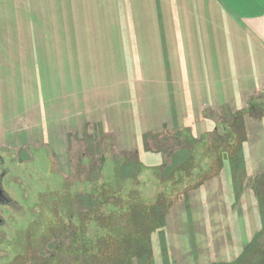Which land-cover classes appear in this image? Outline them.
<instances>
[{
	"label": "rangeland",
	"instance_id": "rangeland-1",
	"mask_svg": "<svg viewBox=\"0 0 264 264\" xmlns=\"http://www.w3.org/2000/svg\"><path fill=\"white\" fill-rule=\"evenodd\" d=\"M144 1L0 0V264H264V58Z\"/></svg>",
	"mask_w": 264,
	"mask_h": 264
},
{
	"label": "crops",
	"instance_id": "crops-1",
	"mask_svg": "<svg viewBox=\"0 0 264 264\" xmlns=\"http://www.w3.org/2000/svg\"><path fill=\"white\" fill-rule=\"evenodd\" d=\"M192 5L199 3H206L205 5L207 10L212 12H219L220 16L218 20L214 18L211 22V32H207V26L204 30L202 25H200L201 31L199 36L206 37V42L208 41L210 46L211 43H214V47L217 45V42H220L219 45L223 46V41L229 39L233 41V45L237 47L234 50H247L253 47V50L259 51L258 55L260 59L264 58V0H190ZM149 2V1H144ZM156 3L173 5V11L167 13L173 14L172 20L174 25H176L177 17V7L176 5L182 3L181 0H156ZM163 17V16H159ZM218 24L220 29L215 26ZM206 25V22H205ZM232 29L228 31V27ZM216 28L219 31L218 39L213 29ZM233 30H235L233 32ZM210 39L212 42L210 43ZM207 45V43H206ZM229 46V45H228ZM240 46V47H238ZM230 47V46H229ZM223 49V47H221ZM232 49V47H230ZM208 50V48H206ZM233 50V49H232Z\"/></svg>",
	"mask_w": 264,
	"mask_h": 264
},
{
	"label": "flooded vegetation",
	"instance_id": "flooded-vegetation-1",
	"mask_svg": "<svg viewBox=\"0 0 264 264\" xmlns=\"http://www.w3.org/2000/svg\"><path fill=\"white\" fill-rule=\"evenodd\" d=\"M5 171L3 170V160L0 158V203H5L11 200L3 190V179ZM4 224V220L0 216V226Z\"/></svg>",
	"mask_w": 264,
	"mask_h": 264
}]
</instances>
